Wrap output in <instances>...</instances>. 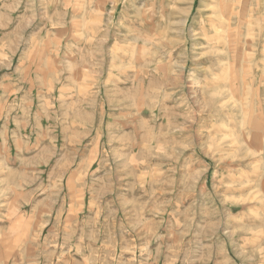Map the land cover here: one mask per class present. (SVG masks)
I'll return each instance as SVG.
<instances>
[{"label": "rangeland", "instance_id": "rangeland-1", "mask_svg": "<svg viewBox=\"0 0 264 264\" xmlns=\"http://www.w3.org/2000/svg\"><path fill=\"white\" fill-rule=\"evenodd\" d=\"M0 264H264V0H0Z\"/></svg>", "mask_w": 264, "mask_h": 264}, {"label": "bare ground", "instance_id": "bare-ground-1", "mask_svg": "<svg viewBox=\"0 0 264 264\" xmlns=\"http://www.w3.org/2000/svg\"><path fill=\"white\" fill-rule=\"evenodd\" d=\"M225 1V0H224ZM221 2L222 1H220V5H219V8L218 9H214L213 10V13L215 14V16L216 15H220V14H223L224 15V13L226 12L225 11V9L222 7V5H221ZM241 3V2H240ZM242 7V6H241ZM243 19V18H242ZM213 22V25H214V28L215 29H218V28H224V24H229V25H231V19L230 18H227V16H226V18L225 19H223V18H221V21H212ZM211 24V23H210ZM239 24V23H238ZM218 33V32H217ZM223 35V34H222ZM224 36V35H223ZM222 36V37H223ZM225 37H226V35H225ZM215 39H216V36H214L213 35V37H212V40L213 41H215ZM226 45H230V37H227V39H226ZM217 45H218V43H217ZM214 47V46H213ZM218 94V93H217Z\"/></svg>", "mask_w": 264, "mask_h": 264}]
</instances>
